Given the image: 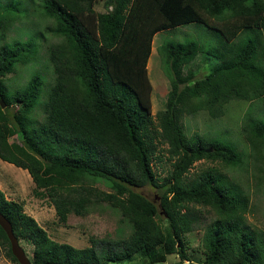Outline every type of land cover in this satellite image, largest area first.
Segmentation results:
<instances>
[{"label": "trees", "instance_id": "trees-1", "mask_svg": "<svg viewBox=\"0 0 264 264\" xmlns=\"http://www.w3.org/2000/svg\"><path fill=\"white\" fill-rule=\"evenodd\" d=\"M99 2L39 0V14L51 20L46 29L57 39L48 47L53 79L46 90L38 72L8 90L3 79L37 58L38 45L33 38L5 40L21 12L17 1L0 11V159L27 170L33 194L46 195L61 222L99 202L120 215L116 237L91 238L89 246L77 248L50 238L21 202L0 189V213L17 239L31 243L30 263L114 264L134 254L145 264L173 254L188 261L185 236L202 224L195 207L206 206L215 218L204 229L203 264H264V232L246 224L243 190L212 170L185 179L196 161L236 165L239 153L217 139L188 138L179 120L198 110L216 118L232 100L256 101L252 105L260 109H249L243 129L255 158L264 160V0H102L103 11H97ZM189 23L212 30L219 44L207 50L195 40L161 43L170 90L154 123L146 70L152 37ZM202 51L220 62L191 81L193 73L183 75L182 66ZM39 102L41 120L33 115ZM14 135L18 139L11 141ZM157 136L171 160L161 180L151 163ZM146 185L159 191L166 227L156 204L133 190ZM0 245L18 263L1 227Z\"/></svg>", "mask_w": 264, "mask_h": 264}, {"label": "rangeland", "instance_id": "rangeland-1", "mask_svg": "<svg viewBox=\"0 0 264 264\" xmlns=\"http://www.w3.org/2000/svg\"><path fill=\"white\" fill-rule=\"evenodd\" d=\"M11 0H0V11L5 4ZM20 9L19 18L7 29L5 40H26L33 38L38 45L37 58L25 65H16L15 71L7 74L3 79L8 90H12L26 83L33 73H40L45 80L44 90L52 82L53 73L48 62V47L57 39L47 31L46 27L51 24L39 14V0H15ZM101 1L94 8L103 11ZM1 39V38H0ZM185 41L195 40L203 44L204 49L209 50L219 44L218 36L202 24L189 23L174 29L163 30L152 37L151 53L146 63L150 91V114L156 123L157 111L164 109L167 93L170 90V71L165 56H160L159 46L164 41ZM0 42H2L0 40ZM219 59L207 52H199L189 63L182 66V74L187 71L193 73L191 81L203 78L213 70ZM44 98L42 96V101ZM256 102V101H254ZM254 102L232 100L223 107V114L213 118L205 110H198L193 113L183 112L180 123L184 134L188 138L199 135L209 139H217L225 142L235 149L240 155V162L236 165H229L219 159H201L194 162L186 173L185 179L190 182L205 171H217L223 179L238 186L248 198L247 211L244 220L253 230L264 232V160L256 159L255 151L246 140L247 130L243 129L244 119L250 108L260 109L259 105H252ZM252 106V107H251ZM6 107V106H5ZM12 110V108H9ZM256 110L252 111L256 114ZM34 118L42 119V104L39 102L33 109ZM18 139L11 137V141ZM155 155L152 159V168L157 178H165L171 169V160L166 153V144L159 136L155 138ZM27 170L14 166L11 163L0 159V189L8 199L19 201L23 204L25 213L31 215L37 223L43 227L50 238L57 242H65L77 248H84L90 245L91 238H114L117 235L120 215L105 203H94L82 215L69 213L65 222H61L55 212L50 199L44 195L38 197L33 194L34 182L29 177ZM24 173V174H23ZM100 189L110 191L103 183L91 182ZM148 199L152 200L158 209L159 221L164 227L167 223L159 207V191L157 188L146 185L133 188ZM183 211V210H182ZM194 211L201 217L202 224L192 231L186 233L188 261L181 262L177 255H169L165 262L157 264H203L202 237L205 226L210 223L215 215L209 207L196 206ZM126 226L125 222L121 223ZM19 244L25 250L28 258L32 256V245L29 241L18 239ZM0 264H19L11 261L6 254V247L0 245ZM114 264H145L139 254H134L129 260H123Z\"/></svg>", "mask_w": 264, "mask_h": 264}, {"label": "water", "instance_id": "water-1", "mask_svg": "<svg viewBox=\"0 0 264 264\" xmlns=\"http://www.w3.org/2000/svg\"><path fill=\"white\" fill-rule=\"evenodd\" d=\"M0 102H1V107H4L3 102L2 101ZM0 227L3 229V231L5 232L8 238L11 253L16 258L17 262L19 264H31L28 256L25 253V250L21 247L17 237L13 234L9 220L1 213H0Z\"/></svg>", "mask_w": 264, "mask_h": 264}, {"label": "crops", "instance_id": "crops-1", "mask_svg": "<svg viewBox=\"0 0 264 264\" xmlns=\"http://www.w3.org/2000/svg\"><path fill=\"white\" fill-rule=\"evenodd\" d=\"M22 169V168H21ZM26 173H27V175H28V172L27 171H25ZM24 174V173H23ZM29 176V175H28ZM30 177V176H29ZM31 178V177H30Z\"/></svg>", "mask_w": 264, "mask_h": 264}]
</instances>
